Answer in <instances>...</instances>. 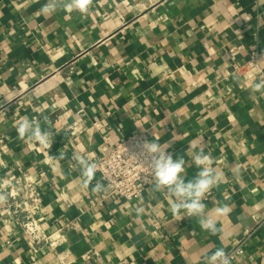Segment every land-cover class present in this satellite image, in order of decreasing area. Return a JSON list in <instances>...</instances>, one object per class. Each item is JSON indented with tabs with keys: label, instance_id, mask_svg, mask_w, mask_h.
Listing matches in <instances>:
<instances>
[{
	"label": "crops",
	"instance_id": "crops-1",
	"mask_svg": "<svg viewBox=\"0 0 264 264\" xmlns=\"http://www.w3.org/2000/svg\"><path fill=\"white\" fill-rule=\"evenodd\" d=\"M47 2L0 0V192L29 177L56 244H31L7 198L0 264H86L92 251V264H202L209 249L226 251L264 217V96L252 91L264 79V0H91L85 14L45 18ZM255 49L262 73H235ZM24 117L52 129L50 148L18 138ZM132 133L184 158L186 182L193 155L211 154L223 181L204 203L230 206L222 233L175 220L152 179L131 201L93 192L97 174L82 186L73 153L96 160ZM235 264H264V225Z\"/></svg>",
	"mask_w": 264,
	"mask_h": 264
},
{
	"label": "clouds",
	"instance_id": "clouds-1",
	"mask_svg": "<svg viewBox=\"0 0 264 264\" xmlns=\"http://www.w3.org/2000/svg\"><path fill=\"white\" fill-rule=\"evenodd\" d=\"M91 0H48L41 9L45 18H49L59 10L85 14ZM252 91L264 96V79L252 84ZM19 139H30L40 145L51 147L53 131L51 128H42L35 119L22 118L16 125ZM191 147V145H189ZM142 155L150 168V176L154 182L155 191L163 192L170 202L171 212L175 220L185 217L198 220L201 230L218 235L222 228L217 227V218L227 216L231 212L228 204H220L208 210L204 203L206 195L223 181V174L213 167L214 158L203 150L192 157V162L198 172L192 180L185 181V159H173V156L162 147L159 142H145L142 145ZM61 153L59 159H64ZM71 160L74 167L78 168L82 176V186L87 189L92 185L98 170L97 163L90 161L79 153H73ZM104 190V183L97 181L92 186V191L99 193ZM7 195L0 192V202L5 201ZM202 264H231V258L223 247L211 249L202 258Z\"/></svg>",
	"mask_w": 264,
	"mask_h": 264
},
{
	"label": "built area",
	"instance_id": "built-area-1",
	"mask_svg": "<svg viewBox=\"0 0 264 264\" xmlns=\"http://www.w3.org/2000/svg\"><path fill=\"white\" fill-rule=\"evenodd\" d=\"M260 52L250 51L242 65H234L233 71L240 69L253 73H262L260 65ZM150 142L143 133H132L124 139L110 146L93 162L97 163L99 181L104 183V190L99 192L101 198L108 196L117 199L131 201L139 198L151 181L150 168L142 155V145ZM7 195L8 206L15 217L18 226L31 244L55 245L56 240H51L43 228V218L36 215L35 209L41 203V193L35 183L26 175L10 177L1 185ZM254 219L253 227H245L226 250L231 258V264L244 253L246 244L250 238L264 225V217ZM74 227L73 223L66 228ZM63 228L58 229L61 231ZM97 257L96 252H88L82 256L86 264H92ZM92 261V262H91Z\"/></svg>",
	"mask_w": 264,
	"mask_h": 264
}]
</instances>
